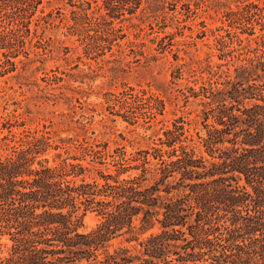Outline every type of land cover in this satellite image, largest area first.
Wrapping results in <instances>:
<instances>
[{
    "label": "trees",
    "instance_id": "1",
    "mask_svg": "<svg viewBox=\"0 0 264 264\" xmlns=\"http://www.w3.org/2000/svg\"><path fill=\"white\" fill-rule=\"evenodd\" d=\"M45 1L0 0V53L10 66L7 59L25 54V40L47 23L49 15L36 16ZM79 3L70 32L86 55L97 54L86 28L112 37L117 30L87 15L90 2ZM101 3L117 18V6L133 14L142 0ZM228 17L229 27L264 32V7L246 5ZM233 73L221 89H189L203 107L202 134H188L179 118L150 148L126 154L78 145L79 156L50 166L44 155L60 147L27 132L0 156V239L8 242L0 264H264V59ZM85 158L113 173L95 168L98 179L86 181ZM88 214L97 222L83 232ZM135 229L148 233L136 239V252L113 246L130 242Z\"/></svg>",
    "mask_w": 264,
    "mask_h": 264
},
{
    "label": "rangeland",
    "instance_id": "2",
    "mask_svg": "<svg viewBox=\"0 0 264 264\" xmlns=\"http://www.w3.org/2000/svg\"><path fill=\"white\" fill-rule=\"evenodd\" d=\"M82 1L90 2L83 5L89 17H103L117 30L112 37L86 28L85 34L98 40L97 54L86 55L69 29ZM250 4L264 7V0H142L135 13L127 11L129 5L117 6V18H111L101 0H46L36 16L50 17L40 22L36 37L31 33L25 40V54L8 58L12 67L0 53V156L27 132L49 136L60 147L44 155L50 166L79 156L78 145L126 154L150 148L179 118L188 134H202L203 107L189 89L198 92L209 83L221 89L235 67L264 59L259 26L254 35L228 26V14ZM107 39L109 45L102 42ZM89 161H83L91 169L86 181L98 179L97 172L113 173L110 165H94L96 172ZM96 222L86 215L81 231ZM147 235L135 229L130 242L121 238L112 244L136 252V239ZM7 248L1 238L0 258Z\"/></svg>",
    "mask_w": 264,
    "mask_h": 264
}]
</instances>
